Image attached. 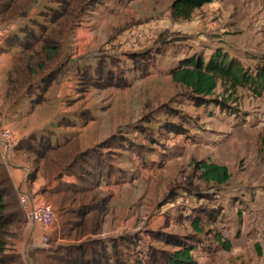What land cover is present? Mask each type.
<instances>
[{"label": "rangeland", "instance_id": "374dc122", "mask_svg": "<svg viewBox=\"0 0 264 264\" xmlns=\"http://www.w3.org/2000/svg\"><path fill=\"white\" fill-rule=\"evenodd\" d=\"M61 1L43 0L41 6L46 2L59 9ZM126 1L102 0L93 10L104 7L99 9L102 25L114 27L116 13L125 19L130 9L140 15L148 9L154 17L152 36L147 35L153 41V60L146 66L145 60L133 58L138 65L133 69H152L154 76L138 80L132 68H118L128 76L125 84L135 82L132 88L94 89L77 107L91 110L96 118L80 134L83 149L116 134L130 140L114 153L103 151L114 168H121L116 176L124 179L121 189L107 192L114 198L102 231L124 226L122 233L137 235L143 254L150 245L165 252L178 249L150 240L151 231L162 230L198 245L195 264H264V88L255 82L230 90L219 82L213 96L196 98L171 76L184 59L198 56L207 62L220 50L256 78L264 67V0H215L184 22L171 16L174 0ZM52 9H36L24 25L39 34L50 25ZM108 35L103 28L105 39ZM30 100L23 95L13 105L20 116L32 114ZM160 126L161 136L155 130ZM203 160L226 166L230 181L204 182L194 167ZM195 218L202 222L200 234L191 225Z\"/></svg>", "mask_w": 264, "mask_h": 264}, {"label": "trees", "instance_id": "16d2710c", "mask_svg": "<svg viewBox=\"0 0 264 264\" xmlns=\"http://www.w3.org/2000/svg\"><path fill=\"white\" fill-rule=\"evenodd\" d=\"M101 1L62 0L59 9L47 7L53 11L50 20L47 19L50 25H44L39 34L28 24L19 30L22 35L15 33L5 39L0 45V52L10 48L18 49L14 67L8 76L5 102L12 104L23 94L37 95L33 106L45 102L44 94L66 67L69 57L67 46L75 28ZM37 2L38 0H0V24L18 17L26 18ZM213 2L215 0H174L171 16L175 21H190L197 10ZM45 13L47 10L42 11V14ZM142 57L152 62L153 52L137 56V61ZM111 63L101 60L96 72L87 74L88 85L100 89L127 85L124 83L125 72L119 73L118 69L123 68L117 63ZM171 76L175 83L190 89L196 98L213 96L219 82L230 90L247 85L252 87L255 82L258 88H264V67L253 75L256 78H250L239 64L227 58L220 50L207 62L198 56L184 59L178 67L171 70ZM161 127L154 128L160 136ZM53 137L52 133L32 135L14 148L16 155L32 169L28 180H33L34 176L40 174L47 181L41 195L46 202L53 203L57 213L55 231L49 240L52 247L48 251H42L43 264L196 263L194 255L198 245L193 241L188 242V237L171 235L162 230L151 231L150 240L163 241L169 246L177 247L176 251H160L150 245L143 254L138 249L140 241L135 234L111 240L97 238L103 233L106 214L112 201V195L101 187L109 185L115 178L121 179L115 174L120 169L114 168L107 161V153H114L130 140L116 134L95 147L82 150L77 138L55 144ZM261 141L264 147V134ZM194 167L206 183L224 185L231 179L226 166L203 160L195 162ZM64 177L74 181H64ZM26 219L20 195L8 169L0 161V264L21 263L17 242L21 239ZM191 225L201 233L200 219L195 218ZM223 246L227 251L231 249L228 241L223 242Z\"/></svg>", "mask_w": 264, "mask_h": 264}, {"label": "crops", "instance_id": "0c3cea01", "mask_svg": "<svg viewBox=\"0 0 264 264\" xmlns=\"http://www.w3.org/2000/svg\"><path fill=\"white\" fill-rule=\"evenodd\" d=\"M115 1L120 2V0ZM42 2L43 0H38L29 14H32L40 7H48L46 2L44 6H41ZM126 2L129 4L135 2V0H127ZM102 8L99 9L102 10ZM99 9L98 11L94 10L90 12L89 15L93 13L91 18L83 19V22L75 28L72 40L67 46L69 57L66 67L44 94L45 102L33 106L37 95L23 94L28 95L31 99L30 102L32 105L29 114H32L28 117L20 116L17 108H14L13 105L19 99L12 104L5 102V96L8 90V76L14 67L18 49L10 48L5 52H0V126L10 129L15 135L18 143L32 135L42 136L52 133L54 136L53 142L55 144H61L67 140L66 138L70 134L71 136L73 135L72 138L78 139L80 148L86 150L82 147V137L80 134L84 133L88 128V124L96 118L92 113L90 114L91 110L84 108L80 112L77 110V107L87 102L91 91L94 89L103 91L111 88L126 90L132 88L135 83H129L123 87L112 86L102 89L88 85L87 74L93 72L101 60L106 63H117V65H120L123 69H125V66H128V69H126L128 72L132 68V71L136 72L134 78L138 80H145L151 75L154 76L152 69H147L143 71V73L141 69H133V65L137 66L136 63H133V58L152 52L153 41H148L147 35H150L149 39L152 36L154 27L153 15L148 14V9L146 7L145 13L141 15L137 14L135 10L130 9L131 16L125 19H123L120 14L116 13V23L115 26L112 27L111 25H102L104 17H100L101 12ZM129 11L127 12L129 13ZM103 28L106 30L109 29L107 39L103 36ZM17 33L22 35L19 31ZM139 35L145 37L140 39L138 38ZM105 41L107 42L105 43ZM141 59L145 60L146 66H148V63L151 64V61L143 57ZM126 77L128 76L125 75V78ZM85 121H87L86 124ZM129 153L133 155V152L129 151ZM129 159L132 160L134 158ZM0 161L3 162L8 169L9 175L18 193H26L30 196L31 200H34L36 197L45 199L41 195V191L47 184V181L40 174L34 176V179L29 181L28 176L32 169L23 159L16 155L15 151H13L8 162L2 159L0 152ZM119 169L121 170V168ZM123 179L117 180L115 178L109 185H103L101 189L105 192L118 191L121 189L120 182ZM64 181L72 182L74 180H71L69 177H64ZM111 195L112 204L114 196L112 193ZM123 227L124 226H121L119 229L115 228L113 231H103L101 236H103V238H116L130 234L129 232L122 233ZM54 231L55 227L49 235V240ZM42 238L43 228L38 224L30 223L26 219L21 239L17 242V251L21 257V263L18 264H43L42 251L50 250L52 245L49 240L46 244H43Z\"/></svg>", "mask_w": 264, "mask_h": 264}, {"label": "built area", "instance_id": "2783aa9c", "mask_svg": "<svg viewBox=\"0 0 264 264\" xmlns=\"http://www.w3.org/2000/svg\"><path fill=\"white\" fill-rule=\"evenodd\" d=\"M25 22V17H18L0 24V45L5 39L17 33L24 26ZM17 143V139L12 131L0 126V152L5 162L10 160ZM19 195L27 220L43 228L42 242L46 244L56 223V213L53 205L46 202L43 198L36 197L34 200H31L30 196L26 193L20 192Z\"/></svg>", "mask_w": 264, "mask_h": 264}]
</instances>
